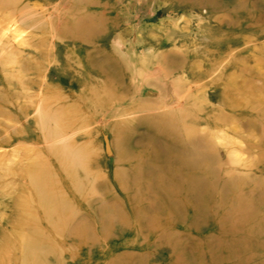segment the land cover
<instances>
[{"label": "rangeland", "instance_id": "obj_1", "mask_svg": "<svg viewBox=\"0 0 264 264\" xmlns=\"http://www.w3.org/2000/svg\"><path fill=\"white\" fill-rule=\"evenodd\" d=\"M0 264H264V0H0Z\"/></svg>", "mask_w": 264, "mask_h": 264}]
</instances>
